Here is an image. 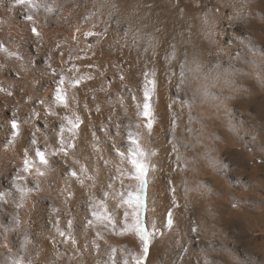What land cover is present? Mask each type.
I'll list each match as a JSON object with an SVG mask.
<instances>
[{
	"label": "bare ground",
	"instance_id": "1",
	"mask_svg": "<svg viewBox=\"0 0 264 264\" xmlns=\"http://www.w3.org/2000/svg\"><path fill=\"white\" fill-rule=\"evenodd\" d=\"M55 3L60 6L57 18H49L46 22L44 13L41 11L38 14V24L44 35L41 41L42 46L38 47L31 37L29 26L23 20L24 9L15 5L13 0H0V39L10 48H20L25 53L29 51L28 44L31 43V50L36 53L32 59L36 61L45 55L49 48L54 47L55 41L65 37L70 41L71 34L77 25L81 29L79 43L83 46L86 41L82 33L88 30L100 31V27L93 28V25L98 24L101 18L106 19L113 3L117 5L121 19L127 18L134 28L140 29L142 35L147 34L154 38L157 45L155 57L151 52L144 54L142 51L138 56L134 48L131 51L124 49L122 55L119 51H110L109 45L116 38L114 29H110L109 35L102 38L100 43H95L94 40L89 41L94 44L95 56L93 57L89 52L90 59L76 62L81 74H91L96 77L95 80L86 82L75 92L80 110L85 117V134L90 135L87 125L89 123L100 125L109 115L112 107L106 99V93L99 91L100 86L103 85L109 89L113 101L118 95V89L122 90L118 76H114L115 69L107 66L116 65L119 61L123 65L126 76H128V69H131L132 79L126 82L130 87H135L142 82L140 73L147 62L148 70H155L157 73L156 123L149 141L150 146L157 152L154 158L157 169L151 174L147 192L148 218L152 223H156L157 217L164 214L170 203L169 180L176 188V196L180 204L188 206V211L181 208L177 213L180 225L173 230L175 239L170 240L165 231V239L156 242L149 263L181 264L180 249L176 241L181 234L186 233L191 220H194L199 225V239L188 240L185 235L184 246L188 248V251L182 257V264H204L205 259L211 260L209 259L210 254L214 255L215 260L211 258L215 264H220L226 245L222 246V241L225 240L228 230H231L233 237L236 236L235 230L239 226L241 196L237 188L239 183L237 180L238 152L241 146L238 139L241 123L238 107L242 96L240 90L244 86L243 76L247 77L248 88L251 91L257 83L255 54L245 52L239 42L234 41V37L241 36V29H244V25L249 29L254 28L255 19L251 14V9H257V6H251V9L246 11L239 0H55ZM101 3L104 7L99 9V15L95 19L85 21L84 16L97 11ZM94 4L97 8L93 7ZM201 4L206 7H200ZM260 4L264 6V0ZM75 5L79 7L76 8ZM242 8L244 18L229 22L228 16L234 15ZM65 18H69L70 28L62 27ZM9 36L12 37L10 41ZM244 37L246 38L245 43L249 40L254 43L253 39L256 36L254 33L250 35L246 33ZM226 41L234 42L227 43ZM173 45L176 57L169 64L165 57L171 53ZM68 47H76V45L69 43L62 49L65 52V60ZM237 49L242 52L240 59L233 58ZM54 59L58 63L61 57L56 54ZM181 63H184L183 85L177 93L176 85L180 80ZM0 64L16 67L18 62L0 53ZM88 64L99 67L89 69L85 67ZM33 67L37 65L34 63ZM45 67V63H40L37 67L38 76L25 75L22 80L15 81L18 88L26 93L25 100L27 96L46 99L52 92L49 84L50 77L44 74ZM64 67L67 68L68 65ZM101 72H105L106 76L101 77ZM173 73L175 75H172ZM109 80L112 81L111 85L108 83ZM13 82L11 75H5L3 71H0V83L4 87ZM72 94L70 91L69 95ZM93 95L96 96L95 100L91 99ZM182 97L189 101L190 107L182 106L180 103ZM173 101L176 103L173 104ZM252 101L251 96L250 102ZM18 103V115L20 119H23L32 105L20 100L19 91L11 99L0 94V105H7V110H0V188L4 189L7 188L11 179L9 173L14 174L13 170L18 168L23 160L16 143H13L12 147L5 144L10 135L8 116ZM86 103L93 110L91 116L84 108ZM170 104H173L172 108L168 107ZM97 105L102 109L100 113L95 112ZM173 113H175L178 125L177 147L182 156L179 167L172 153L170 129ZM189 116H191V121ZM51 119L49 118L50 121ZM43 123L41 120L42 131L38 137L41 143L44 141L45 132L48 131L43 128ZM24 127H30V125ZM189 128L191 132L187 131ZM100 135L103 134L100 133ZM20 143L22 150L23 141ZM86 143V140L82 141L81 147ZM185 144L188 146L185 147ZM62 159L59 157L56 160L51 188L48 182L44 181L41 191L33 192L19 213L23 221L21 232H26L29 240L25 254L31 260L40 261V264H88L89 261L96 264L97 254L84 248L86 242L92 239V234L83 225L85 212L81 205L85 203L86 198L79 185L64 174V166L60 164ZM212 160L223 164L224 171L218 172L216 167L210 163ZM68 165L71 166V160L68 161ZM228 173L232 175L233 183L228 182ZM65 181L68 182L69 188L75 184L76 195L71 201L74 210L71 215L75 217V221L71 231L77 240L79 249L83 250L82 252L75 249L71 243H60V237L53 228V222L56 219V214L51 212L53 207L60 208L65 213L60 217L62 227L67 224V205L63 202L67 191L64 195L60 194L61 190L65 189ZM86 183L91 184V181H86ZM102 190L99 187L95 189L96 192ZM109 203L112 204L114 201H109ZM234 203L235 206H233ZM14 207L15 205L10 203L4 208L0 213V222H9L8 217L16 214L13 211ZM21 239L22 236L17 233L7 235V243L13 252H16ZM53 239L59 245L61 253L67 250V254L59 261L53 259L56 251V246L52 243ZM105 239L111 245H124L135 249V238L130 234L125 236L106 234ZM5 242L4 236H0V245ZM193 244L195 247H192ZM103 247V242H101L102 252ZM5 253L6 249L0 247V259H3ZM69 256L75 258L69 261Z\"/></svg>",
	"mask_w": 264,
	"mask_h": 264
},
{
	"label": "snow or ice",
	"instance_id": "2",
	"mask_svg": "<svg viewBox=\"0 0 264 264\" xmlns=\"http://www.w3.org/2000/svg\"><path fill=\"white\" fill-rule=\"evenodd\" d=\"M13 2L24 9L23 20L29 26L31 37L37 46L41 47L44 35L38 24V14L42 11L47 22L49 18H57L60 6L55 3V0L52 2H48V0H13ZM74 7L78 8L79 5ZM93 7L97 8V5L94 4ZM103 7V3L99 4L97 11L89 13L83 19L85 21L95 19L99 15V9ZM149 7L151 6L149 5ZM200 7L206 6L201 4ZM110 8L106 19L101 18L98 24L93 25V28L100 27V31L88 30L82 33L86 41L83 46L79 43L81 29L77 25L71 34L70 41L67 37L55 41L54 47L49 48L47 53L36 61L32 59L36 53L31 50V43L28 44L29 51L25 53L20 48H10L0 39V53H4L8 59L18 62L16 67L0 64V71H3L5 75H11L14 81L7 87L0 83V94L11 99L19 91L20 100L25 104L32 105L23 119H20L18 115L19 103L8 116L10 135L5 144L12 147V144L16 143L17 150L23 160L20 166L13 170L14 174L9 173L11 179L7 188H0V213L10 203L15 205L13 211L16 213L8 217V223L0 222V236H4L6 241L0 245L6 249L3 259H0V264H40V261L31 260L25 254L29 240L26 232H21L23 221L19 213L27 198L33 192L41 191L44 181H47L51 188L54 179L52 173L59 157L63 158L60 160V164L64 166V174L79 185L86 198L85 203L81 205L85 212L83 225L92 234V239L86 242L84 248L97 254L96 264H149L152 249L158 240L165 239V231L170 240L175 239L173 230L180 225L177 213L181 208L188 211L186 204H180L176 196V188L169 180L170 203L164 214L157 217L156 223H152L148 218L147 192L151 174L157 169V163L154 162L157 152L149 144L156 123L157 73L155 70H148L147 62L140 73L142 82L135 87H130L126 82L132 79L131 69H128V76H126L123 65L119 61L116 65L109 64L107 66L115 69L114 76H118L122 90L118 89V95L113 101L109 89L103 85L100 86L99 91L106 93V99L112 107L109 115L103 119L100 125L89 123L87 129L90 135L85 134V117L80 110L75 92L83 84L95 80L96 77L91 74H81L80 67L76 62L90 59L89 52L93 57L95 56L94 44L89 41L94 40L95 43H100L102 38L109 35L110 29H114L116 38L109 45L110 51H119L122 55L124 49L131 51L134 48L137 50L138 56L141 51L144 54L151 52L153 57L156 55L157 45L154 38L147 34L142 35L140 29L134 28L127 18L121 19L115 3L111 4ZM241 18H244L243 8L234 15L228 16V21H239ZM63 26L71 27L69 18H65ZM11 39L12 37L9 36L8 40ZM245 39L243 34L240 37H234V41H238L245 52L255 54L259 51L260 55L264 57V45L257 50L251 40L245 43ZM69 43L75 44L76 47H68L65 60V52L62 49ZM56 54L61 57L58 63L54 59ZM241 55V50L237 49L233 58L240 59ZM175 57L176 52L173 45L171 53L165 59L171 64ZM34 63L37 67L40 63L46 64L44 74L50 77L49 84L52 92L46 99L27 96L25 100L26 93L23 89L18 88L15 81L22 80L25 75L38 76L37 67H33ZM64 65H68V67L65 68ZM85 67L92 69L99 66L88 64ZM180 73V80L176 85L177 93L180 92L183 85L184 63L180 64ZM100 75L101 77L106 76L105 72H101ZM108 83L111 85L112 81L109 80ZM70 91L73 93L71 96L69 95ZM91 99L95 100L96 96L93 95ZM175 103L176 101H173V104ZM180 103L182 106L190 107L189 101L183 97ZM173 104L168 107L172 108ZM84 108L91 116L92 108L88 107L87 103ZM0 110H7V105H0ZM101 111V107L97 105L95 112L100 113ZM49 118H52L51 121ZM41 120L44 122L43 128L48 129L44 134L43 143L38 138L42 131ZM189 120L191 121V116H189ZM29 125L30 127H24ZM177 127V120L173 113L170 129L172 153L175 155V162L179 167L182 156L177 147ZM229 127H231V123H229ZM187 131L191 132V129L189 128ZM100 133L103 135L101 136ZM85 140L87 143L81 147L82 141ZM20 141H23L22 150ZM69 160H71V166L68 165ZM210 163L216 167L218 172L224 171V165L218 161L212 160ZM29 177H31L30 180ZM86 181H91V184ZM126 181L128 182L126 183ZM75 184L69 188L68 182L65 181V189L60 193L64 195V192L67 191L63 201L67 205V224L63 227L61 225L60 217L65 213L60 208L53 207L51 212L56 214L53 228L60 237V243H71L75 249L82 252L83 250L79 249L77 240L71 231L75 221V217L71 215L74 211L71 201L75 199L76 195ZM98 187L103 190L96 192L95 189ZM109 201H114V203L110 204ZM189 218L191 220V217ZM9 233H17L22 236L16 252H13L7 243ZM106 234L119 236L130 234L138 241V244L135 249L124 245L114 246L105 239ZM185 235L188 240L199 239V225L194 220H191L186 233L181 234L176 241L180 249L181 264L183 255L188 251V248L184 246ZM101 242L104 245L103 252ZM52 243L56 246L53 259L59 261L67 254V250L65 253H61L55 239ZM192 247H195V244ZM74 258L73 256L68 257L69 261ZM88 264H92V262L89 261ZM204 264H215V261L205 259Z\"/></svg>",
	"mask_w": 264,
	"mask_h": 264
},
{
	"label": "rangeland",
	"instance_id": "3",
	"mask_svg": "<svg viewBox=\"0 0 264 264\" xmlns=\"http://www.w3.org/2000/svg\"><path fill=\"white\" fill-rule=\"evenodd\" d=\"M239 1L246 11L251 6H257V9L250 8L255 19L254 28L249 29L244 25L241 34L245 36L246 33H254L256 37L253 40L258 50L264 45V6L260 4L262 0ZM255 60L257 83L251 91L247 77L243 76L244 86L240 90L242 96L238 107L241 123L238 139L241 144L238 152L239 181L237 180L241 196L239 226L234 237L231 230L227 231L221 244L226 245L220 264H264V57L259 51L255 53ZM227 179L229 183L234 181L230 173ZM134 244L136 248L138 241L135 240ZM211 255L213 254H210L209 259L213 261L214 255Z\"/></svg>",
	"mask_w": 264,
	"mask_h": 264
}]
</instances>
